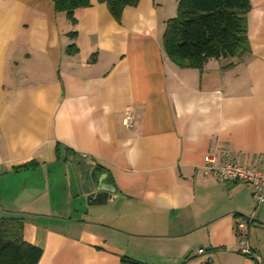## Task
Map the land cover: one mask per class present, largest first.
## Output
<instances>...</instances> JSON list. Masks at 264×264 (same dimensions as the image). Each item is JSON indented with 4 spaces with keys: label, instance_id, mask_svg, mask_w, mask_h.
Instances as JSON below:
<instances>
[{
    "label": "crops",
    "instance_id": "obj_1",
    "mask_svg": "<svg viewBox=\"0 0 264 264\" xmlns=\"http://www.w3.org/2000/svg\"><path fill=\"white\" fill-rule=\"evenodd\" d=\"M176 1L116 19L89 0L71 21L51 0H0V217L21 218L37 264H264V203L202 170L220 149L264 170V0L247 49L201 68L164 52ZM90 162L114 191L87 198Z\"/></svg>",
    "mask_w": 264,
    "mask_h": 264
},
{
    "label": "trees",
    "instance_id": "obj_2",
    "mask_svg": "<svg viewBox=\"0 0 264 264\" xmlns=\"http://www.w3.org/2000/svg\"><path fill=\"white\" fill-rule=\"evenodd\" d=\"M58 12L74 21V12L89 0H51ZM119 19L137 0H98ZM250 0H178L176 15L165 23L163 49L173 63L201 68L210 58L231 57L248 47L246 14ZM42 250L22 235L21 218L0 217V264H37Z\"/></svg>",
    "mask_w": 264,
    "mask_h": 264
},
{
    "label": "built area",
    "instance_id": "obj_3",
    "mask_svg": "<svg viewBox=\"0 0 264 264\" xmlns=\"http://www.w3.org/2000/svg\"><path fill=\"white\" fill-rule=\"evenodd\" d=\"M124 121L126 125H129L130 116H127ZM202 170L206 176L223 181L234 180L244 183L255 202L257 204L264 203V170L253 165H241L234 162L228 149H220L207 154L204 157ZM250 221V217L243 216L236 223L238 249L247 258L254 257L247 235V227ZM202 251L203 249H199V252Z\"/></svg>",
    "mask_w": 264,
    "mask_h": 264
},
{
    "label": "water",
    "instance_id": "obj_4",
    "mask_svg": "<svg viewBox=\"0 0 264 264\" xmlns=\"http://www.w3.org/2000/svg\"><path fill=\"white\" fill-rule=\"evenodd\" d=\"M93 166V162H90L89 168L84 170L85 176L81 182L82 190L87 194L88 199L99 194L105 196L107 193L114 191L105 182V174H102Z\"/></svg>",
    "mask_w": 264,
    "mask_h": 264
},
{
    "label": "rangeland",
    "instance_id": "obj_5",
    "mask_svg": "<svg viewBox=\"0 0 264 264\" xmlns=\"http://www.w3.org/2000/svg\"><path fill=\"white\" fill-rule=\"evenodd\" d=\"M175 1H176V0H175ZM177 5H178V1H176V7H177ZM176 12H177V8H176V11H175L174 16L176 15Z\"/></svg>",
    "mask_w": 264,
    "mask_h": 264
}]
</instances>
